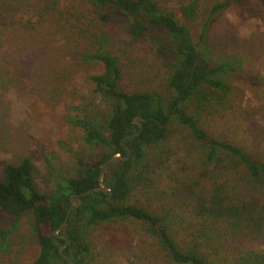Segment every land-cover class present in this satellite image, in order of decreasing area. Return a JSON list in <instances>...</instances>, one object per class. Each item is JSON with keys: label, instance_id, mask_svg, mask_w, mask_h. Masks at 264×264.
Instances as JSON below:
<instances>
[{"label": "rangeland", "instance_id": "obj_1", "mask_svg": "<svg viewBox=\"0 0 264 264\" xmlns=\"http://www.w3.org/2000/svg\"><path fill=\"white\" fill-rule=\"evenodd\" d=\"M154 1L189 29L207 66L229 67L214 76L230 86L227 93L208 85L200 90L203 104L217 106L221 117L217 124L210 118L208 131L237 143L251 159L264 161V0ZM219 4L224 8L214 10ZM190 5L195 12L191 21L182 13ZM103 12L88 0H0V180L6 165H17L23 158L35 165V182L43 193L55 188L61 174H75L76 162L66 148L86 154L90 146L66 118L81 117L77 110L93 100L90 77L101 74L103 67L84 57L98 45L118 58L122 88L159 92L166 99L168 57L157 55L149 42L132 39L122 24L102 22ZM198 95L183 105L188 114L203 110H197ZM170 130L164 157L153 165L152 180H144L129 204L168 217L169 231L181 248L189 246L178 223L190 187L210 195L225 188L235 201L254 209L253 216L264 228V184L250 182L226 154L207 161V148L189 129L173 123ZM11 226L14 230L6 239L0 237V264H31L39 247L29 230L30 215L17 220L0 208V230ZM247 238L255 249L264 246L262 235ZM89 240L92 264H171L137 220L101 225Z\"/></svg>", "mask_w": 264, "mask_h": 264}, {"label": "trees", "instance_id": "obj_2", "mask_svg": "<svg viewBox=\"0 0 264 264\" xmlns=\"http://www.w3.org/2000/svg\"><path fill=\"white\" fill-rule=\"evenodd\" d=\"M103 8L99 19L109 25L122 24L134 40L149 42L156 54L167 56L165 66L170 71L167 97L159 92H131L122 88V70L117 57L107 53L103 46L79 57V60L101 64L103 72L93 75V100L77 110L81 117H67V122L83 132V141L90 146L86 154L66 150L76 162L75 174H61L51 192H41L35 182L37 169L29 158L17 165L8 164L0 180V208L17 220L30 215V233L35 237L39 251L31 264H68L58 252L65 245V254L72 264H92L91 233L101 225L125 219L137 220L145 225L171 264H264V246L255 249L247 237H264L261 220L253 216L247 203L235 201L225 188L210 195L203 188L190 187L184 203V214L179 225L188 241L181 248L169 231L168 217L135 204H129L131 194L146 178L152 180L153 165L164 157L163 144L173 123L191 131L207 148V161L226 154L237 161L250 182L264 184V161L251 159L237 144L208 131L210 118L219 122L218 107L205 105L200 99L202 86L208 85L227 93L231 88L214 76L229 70L226 65L207 66L193 45L189 29L176 17L161 11L154 0H88ZM219 4L214 10H222ZM188 20L195 17L194 7L182 8ZM206 26L199 35L203 44ZM198 62L196 63V61ZM199 94V95H198ZM200 115L188 114L183 105L197 96ZM205 109H204V108ZM134 118L145 120L137 137H125L139 131ZM213 119V120H214ZM127 161L109 164L104 169V182L108 192H91L98 188L101 165L112 156L127 155ZM62 170V169H61ZM74 199L65 227L58 235L54 232L62 225ZM15 226L0 230L5 240Z\"/></svg>", "mask_w": 264, "mask_h": 264}, {"label": "water", "instance_id": "obj_3", "mask_svg": "<svg viewBox=\"0 0 264 264\" xmlns=\"http://www.w3.org/2000/svg\"><path fill=\"white\" fill-rule=\"evenodd\" d=\"M198 62V60L196 61V63ZM145 122V120L143 119H140V118H134L133 119V123L135 125L138 126L139 128V131L136 133V134H133L131 136H127L125 137L126 139H129V138H134V137H137L140 132L142 131V123ZM126 151H127V155L125 157L121 156V155H115V156H112L107 162L103 163L101 165V169H100V173H99V176H98V184H99V187L98 188H95V189H92V190H89L81 195H79L80 197L82 196H85L87 194H90L91 192H103V193H106L108 192V187L106 185V183L104 182V169L107 165L109 164H117L119 162H124V161H127L129 156H130V151L129 149L126 148ZM78 197V196H72L71 199H70V209L69 211L67 212V217L65 219V221L62 223V225L54 232V236L55 237H58L60 239H63L65 240V236L63 235H58V232H60L66 225V222H67V219H68V216L72 210V208L74 207V199ZM67 242L65 243V245L63 246H60L59 249H58V252L59 254L61 255V257L67 261L68 264H72V262L70 261V259L65 255L63 254V249L65 248Z\"/></svg>", "mask_w": 264, "mask_h": 264}]
</instances>
